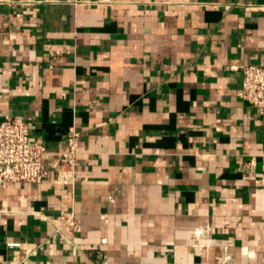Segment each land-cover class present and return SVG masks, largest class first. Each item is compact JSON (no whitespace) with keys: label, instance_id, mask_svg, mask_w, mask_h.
Wrapping results in <instances>:
<instances>
[{"label":"crops","instance_id":"crops-1","mask_svg":"<svg viewBox=\"0 0 264 264\" xmlns=\"http://www.w3.org/2000/svg\"><path fill=\"white\" fill-rule=\"evenodd\" d=\"M243 64L264 0H0V121L49 151L41 183L0 187V264H264Z\"/></svg>","mask_w":264,"mask_h":264},{"label":"built area","instance_id":"built-area-1","mask_svg":"<svg viewBox=\"0 0 264 264\" xmlns=\"http://www.w3.org/2000/svg\"><path fill=\"white\" fill-rule=\"evenodd\" d=\"M240 69L242 86L238 95L258 112H263L264 65L243 64ZM78 135L73 132L70 154L65 157L66 161L59 172L62 181L73 182ZM48 156L49 151L42 142L31 140L30 128L25 121L10 116L0 121V187L12 183H41L47 176Z\"/></svg>","mask_w":264,"mask_h":264}]
</instances>
